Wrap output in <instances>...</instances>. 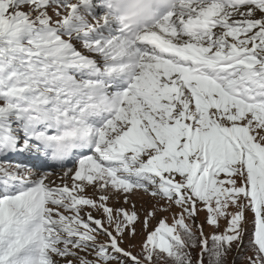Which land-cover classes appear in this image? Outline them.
<instances>
[{
    "label": "snow or ice",
    "instance_id": "6c2138e0",
    "mask_svg": "<svg viewBox=\"0 0 264 264\" xmlns=\"http://www.w3.org/2000/svg\"><path fill=\"white\" fill-rule=\"evenodd\" d=\"M238 261L264 264V0H0V264Z\"/></svg>",
    "mask_w": 264,
    "mask_h": 264
},
{
    "label": "rangeland",
    "instance_id": "374dc122",
    "mask_svg": "<svg viewBox=\"0 0 264 264\" xmlns=\"http://www.w3.org/2000/svg\"><path fill=\"white\" fill-rule=\"evenodd\" d=\"M133 199L136 201V203H137V207H139L140 204H142V203L147 204V203L149 202V198L146 197V196H142V195L134 196ZM201 219H203V216H201ZM168 222H169V223L172 222L170 216H169V220H168ZM155 224H156V221H153V226H155ZM225 226H226V224H225L224 222H222V223H221V228H223V227H225ZM206 231H211V229H207V228H206ZM138 232H139L140 234L137 236L136 240L134 241V243H137V244H139V242L143 239V236H144L143 232L140 231L139 226H138Z\"/></svg>",
    "mask_w": 264,
    "mask_h": 264
},
{
    "label": "trees",
    "instance_id": "16d2710c",
    "mask_svg": "<svg viewBox=\"0 0 264 264\" xmlns=\"http://www.w3.org/2000/svg\"><path fill=\"white\" fill-rule=\"evenodd\" d=\"M237 264H239V261L237 262Z\"/></svg>",
    "mask_w": 264,
    "mask_h": 264
}]
</instances>
